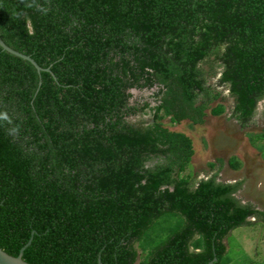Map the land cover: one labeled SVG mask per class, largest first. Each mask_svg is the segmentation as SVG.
<instances>
[{
    "label": "trees",
    "instance_id": "16d2710c",
    "mask_svg": "<svg viewBox=\"0 0 264 264\" xmlns=\"http://www.w3.org/2000/svg\"><path fill=\"white\" fill-rule=\"evenodd\" d=\"M0 38L43 69L0 48L5 253L31 239L29 264H228L229 233L264 221L241 181L182 175L191 141L160 123L201 124L222 67L247 124L264 99V0H0ZM154 86L143 127L130 90Z\"/></svg>",
    "mask_w": 264,
    "mask_h": 264
},
{
    "label": "rangeland",
    "instance_id": "374dc122",
    "mask_svg": "<svg viewBox=\"0 0 264 264\" xmlns=\"http://www.w3.org/2000/svg\"><path fill=\"white\" fill-rule=\"evenodd\" d=\"M215 82L214 78H210L208 83L214 85ZM216 89L220 96L209 104L201 124H192L188 119L171 123L168 117H163L160 123L169 131L183 133L191 141L193 154L182 175H190L192 181L213 175H216L217 182L232 184L241 181L236 199L242 205L264 212V140H250L264 132V105L260 104L254 116L242 125L233 116L235 102L227 89ZM155 91L157 89L132 92L139 101L137 103H150L146 110L130 118L132 122L137 121L143 127L152 122L151 108L156 103L151 97ZM218 104L223 106L224 111L212 116L210 109ZM232 157L241 164L238 170L229 166L228 161ZM248 221L250 225L235 228L229 233L228 241H223L230 259L228 264L264 263V221L262 218H249Z\"/></svg>",
    "mask_w": 264,
    "mask_h": 264
},
{
    "label": "water",
    "instance_id": "95a60500",
    "mask_svg": "<svg viewBox=\"0 0 264 264\" xmlns=\"http://www.w3.org/2000/svg\"><path fill=\"white\" fill-rule=\"evenodd\" d=\"M0 48L3 51H6L7 53L14 55L16 57H19L23 60L28 61L29 63H31V65L36 69L37 72H41L43 69H41L36 62L30 58L29 56H26L24 54H21L11 48H9L0 38ZM31 239H29V241L26 243V245H24L20 250L17 256H11L8 255L7 253H5L3 250L0 249V264H29L27 262H25L22 259V254H23V250L30 244ZM216 261V259L214 258L211 262H209L208 264H213Z\"/></svg>",
    "mask_w": 264,
    "mask_h": 264
},
{
    "label": "flooded vegetation",
    "instance_id": "af4514ba",
    "mask_svg": "<svg viewBox=\"0 0 264 264\" xmlns=\"http://www.w3.org/2000/svg\"><path fill=\"white\" fill-rule=\"evenodd\" d=\"M207 69V68H206ZM222 71H223V69H222V67H219V68H217L216 69V73H215V75H213L212 77H207V82H206V86H211L214 90H216L217 92H218V90L216 89V87H222V88H225V89H227V91H228V94L230 95V93H229V89H228V86L226 85V84H224V83H220L219 82V80H220V77H221V73H222ZM210 78H214L215 80H216V82H215V84L214 85H212V84H209L208 82H209V79ZM154 89H157V91H158V87L157 86H154V87H152L151 89H143V90H154ZM133 91H142V90H137V89H135V88H133V89H131L130 90V93H131V95H132V97L129 99V102L133 105H137V106H143L144 105V103H148V101L147 102H143V103H137V102H139L137 99H135V97H134V95H133ZM157 91H155V92H157ZM231 96V95H230ZM232 97V96H231ZM152 99H153V97H151ZM233 98V97H232ZM131 99H132V101H131ZM233 100H234V98H233ZM153 101L157 104V102L153 99ZM149 104L150 103H148V106H149ZM155 104V105H156ZM260 104H263L264 105V99L263 100H260V101H258V103L256 104V107H255V110H254V114H255V112H256V109L258 108V106L260 105ZM154 105V106H155ZM148 106H147V108H148ZM153 106V107H154ZM235 106V105H234ZM152 107V108H153ZM264 107V106H263ZM151 108V109H152ZM144 110H146V108H144ZM143 110V111H144ZM233 110H234V108H233ZM254 114H253V116H254ZM252 116V117H253ZM148 165H150V163L148 164ZM236 183V182H235ZM238 192V191H237ZM253 209H255V210H257L256 208H253ZM253 218V217H252Z\"/></svg>",
    "mask_w": 264,
    "mask_h": 264
},
{
    "label": "crops",
    "instance_id": "0c3cea01",
    "mask_svg": "<svg viewBox=\"0 0 264 264\" xmlns=\"http://www.w3.org/2000/svg\"><path fill=\"white\" fill-rule=\"evenodd\" d=\"M205 179V178H204Z\"/></svg>",
    "mask_w": 264,
    "mask_h": 264
}]
</instances>
